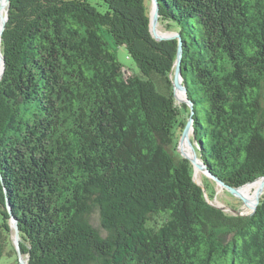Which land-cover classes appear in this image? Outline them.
Segmentation results:
<instances>
[{
	"label": "trees",
	"instance_id": "trees-1",
	"mask_svg": "<svg viewBox=\"0 0 264 264\" xmlns=\"http://www.w3.org/2000/svg\"><path fill=\"white\" fill-rule=\"evenodd\" d=\"M99 1L10 0L0 257L14 218L27 264H264V195L248 215L210 204L216 182L198 185L177 150V39L152 37L150 0ZM158 3L182 38L197 155L233 187L264 176V0Z\"/></svg>",
	"mask_w": 264,
	"mask_h": 264
},
{
	"label": "water",
	"instance_id": "water-1",
	"mask_svg": "<svg viewBox=\"0 0 264 264\" xmlns=\"http://www.w3.org/2000/svg\"><path fill=\"white\" fill-rule=\"evenodd\" d=\"M9 3H10V0H6V3H5L6 9H5V15L4 16L1 14V7H0V40H1V35L3 33V30L5 28V24H6V20H7V9H8ZM150 3H151V6H150V10H149V29H150V33H151L152 37L156 40L177 39V41H178L177 53H176V59L174 62V71H173V77H172L173 94H174L175 99H177L176 92H180L184 97L181 99H178V100L181 103L186 104L189 111H190L189 116L187 118V121H186V123H185V125L181 131V134L179 136V139H178V145H180L184 142H188L189 152H183V151H181V149H179L178 152L182 155V157L188 159L191 162V164L193 166V170H194L193 179L197 184H198V182L195 180V171L200 170L204 175L211 177L216 182L217 185H220L222 188H225L231 194H233L234 196L241 199L249 208H251V210L253 212V211H255L256 206L258 204V201H259L261 194L263 192L264 176H261V177H258L255 179V180H257V179L261 178L262 181H261V184H260V186L256 192V195L254 197L253 202L250 204V203H247L246 198L240 193L239 189L241 186L240 187H233V186H230V185L226 184L225 182L221 181L219 178H217L215 175H213L210 172L206 163L201 159V157H199L197 155L195 147H197L198 145L193 138V114H194L193 102L190 98H188L187 87L182 82V80H183L182 74H181V58H182V43H183L182 38H181V35L178 31L167 32L168 34H166V35H159L157 33V27L159 25V17H160L159 3H158V0H150ZM1 62H2V68H1L0 77H1L3 70H4V57L2 54H1ZM190 136H192V139ZM251 182H253V181H251ZM251 182H248V183H251ZM210 204H212V203L210 202ZM212 205H214V204H212ZM214 206L221 208V209L226 211V209H224L223 207H220L218 205H214ZM10 226L13 230L12 239H13L15 251L17 254V261L19 264H27V258L23 257V255L21 253V249H20L19 227L17 224V220L14 218L11 219Z\"/></svg>",
	"mask_w": 264,
	"mask_h": 264
},
{
	"label": "rangeland",
	"instance_id": "rangeland-1",
	"mask_svg": "<svg viewBox=\"0 0 264 264\" xmlns=\"http://www.w3.org/2000/svg\"><path fill=\"white\" fill-rule=\"evenodd\" d=\"M94 6H96V8L100 11L103 12L106 10V5L104 3H102L99 0H89ZM6 2V0H5ZM148 2V3H147ZM146 4L148 5V9L150 10V6L151 3L150 1H147ZM99 3V4H97ZM0 7H1V3H0ZM157 29H159L162 32H173L176 31L175 28H168L166 26V23H160L157 27ZM104 38L106 39V41L109 42V49L114 51L116 53V56L118 58V60L120 61V63L123 65V70L125 75L127 76L128 74H136L139 75L140 71L138 69V67L136 66L135 62L128 56L126 50L123 47H116L115 45H113L111 39L104 35ZM176 103L179 106V108H182V103L176 99ZM191 137V136H190ZM181 149L182 151H186V143H182V145H178L177 142V150ZM181 155V154H180ZM182 156V155H181ZM205 177H209L204 175L200 170H199V175H198V179H195L199 185L203 186V183L205 182ZM196 178V177H195ZM253 186L251 189H249V192H251L253 190ZM215 189V195L212 199L208 200L214 204V205H218L220 207H223L224 209H226L227 212L229 213H233V214H241V215H248L252 212L251 208H249L241 199H239L238 197L234 196L233 194H231L229 191H227L225 188H222L220 185L215 184L214 186ZM264 195V188H263V192L261 194V196ZM247 200V203H252V198L251 196L245 195L244 196ZM234 209V210H233ZM94 223L98 224V219L95 218L94 219ZM10 238L8 239L6 248L3 252V254L0 257V264H13L15 262V260H17V254L15 251V246H14V242L12 239V234L11 236H9ZM25 258V256H23Z\"/></svg>",
	"mask_w": 264,
	"mask_h": 264
},
{
	"label": "bare ground",
	"instance_id": "bare-ground-1",
	"mask_svg": "<svg viewBox=\"0 0 264 264\" xmlns=\"http://www.w3.org/2000/svg\"><path fill=\"white\" fill-rule=\"evenodd\" d=\"M0 3H1V14L4 16V15H5V9H6V7H5V0H0ZM157 33H158L159 35H166V34H168L167 32H162V31H160L159 29H157ZM1 68H2V62H1V49H0V74H1ZM176 95H177V98H178V99H181V98L184 97L180 92H176ZM185 143H186V151H185V152H189L188 142H185ZM181 145H182V144H181ZM181 151H182V150H181ZM183 152H184V151H183ZM198 175H199V170H196V171H195V177H196L195 179H197V180H199V179H198ZM261 181H262V179L259 178V179L255 180V181L251 182V183H247V184L241 186L240 189H239V190H240V193H241L243 196L249 194V195L251 196V198H252V202H253L254 197H255V195H256V192H257V190H258V188H259V186H260V184H261ZM252 186H253L254 188H253V190H252L251 192H249V189H251Z\"/></svg>",
	"mask_w": 264,
	"mask_h": 264
}]
</instances>
